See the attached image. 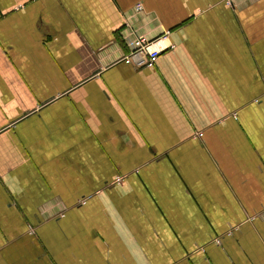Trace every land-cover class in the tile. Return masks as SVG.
Instances as JSON below:
<instances>
[{"label":"crops","instance_id":"crops-1","mask_svg":"<svg viewBox=\"0 0 264 264\" xmlns=\"http://www.w3.org/2000/svg\"><path fill=\"white\" fill-rule=\"evenodd\" d=\"M0 264H264V0H0Z\"/></svg>","mask_w":264,"mask_h":264},{"label":"built area","instance_id":"built-area-1","mask_svg":"<svg viewBox=\"0 0 264 264\" xmlns=\"http://www.w3.org/2000/svg\"><path fill=\"white\" fill-rule=\"evenodd\" d=\"M136 11H143V7L141 5L137 6ZM168 37L169 32L155 39H149L144 35H136L130 53L122 61L137 69L153 68L161 54L174 46ZM197 135L202 137L203 133L200 132ZM123 180V176H118L115 182L120 184ZM228 234L231 235V232ZM215 241L217 244H221L220 238Z\"/></svg>","mask_w":264,"mask_h":264}]
</instances>
